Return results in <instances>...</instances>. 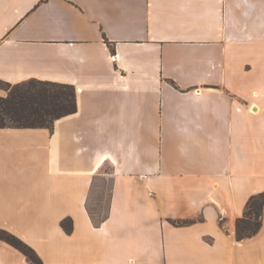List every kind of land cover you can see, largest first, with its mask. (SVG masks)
<instances>
[{"label":"crops","instance_id":"0c3cea01","mask_svg":"<svg viewBox=\"0 0 264 264\" xmlns=\"http://www.w3.org/2000/svg\"><path fill=\"white\" fill-rule=\"evenodd\" d=\"M31 80L78 103L0 129V229L43 264H264V211L236 236L264 191V0H0V81ZM0 264L31 262L0 240Z\"/></svg>","mask_w":264,"mask_h":264},{"label":"trees","instance_id":"16d2710c","mask_svg":"<svg viewBox=\"0 0 264 264\" xmlns=\"http://www.w3.org/2000/svg\"><path fill=\"white\" fill-rule=\"evenodd\" d=\"M7 96H0V129H49L55 122L78 110L76 88L70 84L31 80L16 85L3 83ZM264 191L250 197L243 217L237 220L236 236L239 241L254 237L263 226ZM100 225L106 218L96 221ZM174 225L186 222L173 220ZM62 227L69 234L73 232V220L65 219ZM0 240L21 251L31 264H43L36 251L16 235L0 229Z\"/></svg>","mask_w":264,"mask_h":264},{"label":"rangeland","instance_id":"374dc122","mask_svg":"<svg viewBox=\"0 0 264 264\" xmlns=\"http://www.w3.org/2000/svg\"><path fill=\"white\" fill-rule=\"evenodd\" d=\"M8 93L7 87L1 85ZM112 189V180L100 177L95 183L89 202V210L96 221H101L108 215L109 201Z\"/></svg>","mask_w":264,"mask_h":264},{"label":"built area","instance_id":"2783aa9c","mask_svg":"<svg viewBox=\"0 0 264 264\" xmlns=\"http://www.w3.org/2000/svg\"><path fill=\"white\" fill-rule=\"evenodd\" d=\"M116 58H117V55H114V56L112 57L113 60H116Z\"/></svg>","mask_w":264,"mask_h":264}]
</instances>
